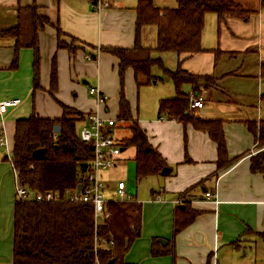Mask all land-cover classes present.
Segmentation results:
<instances>
[{
    "label": "crops",
    "instance_id": "crops-1",
    "mask_svg": "<svg viewBox=\"0 0 264 264\" xmlns=\"http://www.w3.org/2000/svg\"><path fill=\"white\" fill-rule=\"evenodd\" d=\"M152 1L160 9L176 7L174 0ZM138 2L107 0L108 7L96 11L90 0H0V31L17 27L19 10L34 5L52 23L38 34L41 60L40 89L36 92H33V50L21 49L13 66L14 42L0 40V101H21L0 117V134L6 132L11 155L15 122L33 112L43 119L57 120L63 115L61 105H65L87 116L98 112L104 119L118 120L122 95L119 61L100 49L134 47ZM238 3L250 12L248 17L219 21L216 15H207L201 38L203 52L182 63L188 73L216 80L215 86L201 89L199 95L205 105L192 115L222 124L229 166L218 168L217 145L208 133L159 116V102L176 96L167 76L159 77L154 70V75L160 78L157 84L170 86L156 104L148 107L139 104L140 89L133 71L129 69L125 74L124 95L133 120L165 160L164 170L168 172L151 176L157 182L142 198L144 202H140L141 235L134 246L137 251L134 253L133 249L125 256L127 264H264V175L250 170L251 158L260 153V147L249 129L250 124L257 126L264 121V0H238ZM57 29L62 32L61 41L75 48L74 52L58 49ZM141 44L148 49L156 47L155 27L142 29ZM88 55H95L96 60L89 61ZM159 57L162 60V54ZM54 59L58 82L51 95ZM177 67L176 56L174 70ZM90 87L99 88L108 97L106 105L97 106L89 95ZM183 91L189 96L194 94L188 85ZM117 123L129 125L125 121ZM116 128L117 140L124 143L131 137L130 131L120 140ZM5 154L0 147V264H12L15 176ZM135 159L136 149L123 146L119 163L113 168L115 179L111 180L109 170L103 172L110 193L119 182L127 185L123 171L118 168L126 167L128 162L135 163L136 180ZM214 190L218 205L205 201V194ZM134 196L139 201L136 192ZM176 201L181 204L176 206ZM185 204L197 217L175 234V214ZM155 240L157 248L168 253L154 257Z\"/></svg>",
    "mask_w": 264,
    "mask_h": 264
},
{
    "label": "trees",
    "instance_id": "trees-1",
    "mask_svg": "<svg viewBox=\"0 0 264 264\" xmlns=\"http://www.w3.org/2000/svg\"><path fill=\"white\" fill-rule=\"evenodd\" d=\"M94 5L98 0H90ZM176 7L160 9L152 0H139L136 6L135 44L131 49L101 48L119 61L118 74L122 95L119 103V121L129 123L131 137L124 142L125 147L136 149V180L161 175L166 169L165 160L149 143L146 132L133 120L129 101L124 95L125 74L131 69L136 86L155 85L160 78L154 70L163 71L173 83L176 96L159 102V116H166L183 125H191L197 130L208 133L217 145L218 168L227 167L228 158L224 131L220 122L202 121L195 118L190 110V98L183 91L185 85L191 86L195 96L201 89L215 86L216 80L210 76H195L182 68L188 58L203 52L201 46L205 18L209 14L219 21L226 18L245 19L250 13L241 8L238 0H174ZM51 21L38 13L37 6L19 10L17 27L0 31V40L14 42L17 63L18 52L23 48L33 50V92L40 89V51L38 34ZM146 26L156 28V47L144 48L141 44L142 29ZM58 49L75 51L61 41L62 32L57 29ZM73 40V39H72ZM76 41L75 39L73 42ZM153 53H173L178 58L175 71L168 70L160 57ZM95 61L96 56H92ZM57 65L54 59L51 71V95L57 89ZM63 115L60 119H43L33 112L28 118L15 122L12 163L18 172L22 186L35 192L51 191L60 200L51 204L22 202L15 198L13 209V251L12 264H127L125 256L133 243L141 235L142 204L111 202L106 207L109 217L97 228L94 224V208L90 204L65 200L68 191L75 190L83 183L80 165L89 164L93 159V146L81 142L79 131L88 120L87 115L61 105ZM59 132L55 133V127ZM250 131L258 144L264 147V121L259 125L250 124ZM46 149L43 160H34L33 152ZM252 173L264 175V151L251 158ZM188 205V204H187ZM186 204L178 207L175 214L174 233L181 232L197 217V213ZM95 238L108 248L95 250ZM154 241L152 255L163 256L167 250L158 249Z\"/></svg>",
    "mask_w": 264,
    "mask_h": 264
},
{
    "label": "built area",
    "instance_id": "built-area-1",
    "mask_svg": "<svg viewBox=\"0 0 264 264\" xmlns=\"http://www.w3.org/2000/svg\"><path fill=\"white\" fill-rule=\"evenodd\" d=\"M107 7L108 4L102 0H98L96 4L92 5V8L96 11H100ZM87 59L89 61L93 60L90 55L87 56ZM89 95L95 100L97 106H104L108 101V97L102 94L97 87H90ZM189 98L191 112L201 110L204 107L205 100L202 96H195L192 94ZM20 104L21 101L18 99L0 101V117L3 118L9 109L19 106ZM117 121V119L111 117L104 119L98 112H95L89 115L87 122L81 126L79 131L80 140L86 145L93 146V159L87 165L86 172L81 173L83 183H81L82 187L80 191H78L77 187L73 191H68L65 195V200L67 201L90 204L93 206L95 228L109 217V214L106 212V207L111 202L140 203L136 200L135 196L129 192L124 182H119L115 190L110 193L103 179L104 171L112 170L118 165L119 156L124 146V143L117 140L114 135ZM0 147L3 148L13 168L15 176V198L17 200L39 204H51L60 200L59 195L54 192L46 191L39 193L20 184L18 172L12 163V155L8 148V141L4 130L0 134ZM259 147V152L264 151V147ZM205 201L215 205L219 204L215 190L205 194ZM175 204L179 206L181 202L176 201ZM101 242V240L95 238L96 251L99 248L113 246V243L111 245H106ZM95 264H101L100 260L96 259Z\"/></svg>",
    "mask_w": 264,
    "mask_h": 264
},
{
    "label": "rangeland",
    "instance_id": "rangeland-1",
    "mask_svg": "<svg viewBox=\"0 0 264 264\" xmlns=\"http://www.w3.org/2000/svg\"><path fill=\"white\" fill-rule=\"evenodd\" d=\"M105 1L107 2V0H104V2ZM154 1L156 2L157 0H154ZM172 2H174V1H172ZM160 55L161 54L153 53L152 56L157 58ZM175 58H176V55L173 54V53H168L167 55L166 54H162V60L164 62V66L166 68L171 69L172 71H175L174 70L175 69L174 68L175 67ZM155 73L159 77H162L164 75L163 71H161L159 69H156ZM169 86H170L169 84L159 83L156 86L155 85H150V86H142V87H140L139 104L141 106H146L147 105L148 107L153 105V104H156V102H157L158 98L160 97V95L164 94V93H167L169 91ZM116 133L119 135L118 138L120 140H122L125 137V135H127V133L130 134V129H129L128 124L119 123L117 125V128H116ZM118 171H123V178L126 180L127 186H128V188L130 190V193L135 195V192H136L137 195H138L139 202H144L142 200V198L145 197L146 194H149L150 189L152 187H154L155 182H157V179H154L152 177L146 178V179L142 180L141 182H137V180H135V163L134 162H128V165L126 167L123 166L122 168H118ZM108 172L111 175V180H114L115 179V175H113V169H112V171L109 170ZM111 172H112V174H111ZM115 174H117V172H115ZM112 182H114V181H112ZM115 183H116V181L114 182V184ZM136 242H137V240L133 243V245H132L131 249L129 250V252H131V250H133V249H134V253L137 251V247H134Z\"/></svg>",
    "mask_w": 264,
    "mask_h": 264
},
{
    "label": "water",
    "instance_id": "water-1",
    "mask_svg": "<svg viewBox=\"0 0 264 264\" xmlns=\"http://www.w3.org/2000/svg\"><path fill=\"white\" fill-rule=\"evenodd\" d=\"M59 132V126H56L55 127V133H58ZM46 153H47V150L46 149H39V150H36L35 152H33V159L34 160H43L45 159L46 157ZM80 169H81V173H85L86 170H87V164H81L80 165ZM167 170H163L162 174H167ZM82 185H78V191H80Z\"/></svg>",
    "mask_w": 264,
    "mask_h": 264
}]
</instances>
